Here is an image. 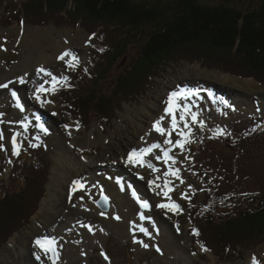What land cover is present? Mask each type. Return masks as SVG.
<instances>
[{"label":"rangeland","instance_id":"1","mask_svg":"<svg viewBox=\"0 0 264 264\" xmlns=\"http://www.w3.org/2000/svg\"><path fill=\"white\" fill-rule=\"evenodd\" d=\"M223 1L205 0L211 5H219ZM227 1H231L238 7L249 5L256 7L261 4V0ZM62 4L64 5L61 6L62 10H58L57 13L56 5L52 0H0V84L13 82L9 84L11 89L0 88V131L3 132V138L0 139V204L6 205L10 200L6 209L10 207L22 210L18 219H21V216L26 212V205L23 202H19L14 194L11 196L6 194L16 190L20 185L13 180L14 174L11 167L20 158L25 148L24 144L29 146L32 154H35V151L40 153L44 159H47L50 166V181L47 184L48 195L42 201V211L28 228L15 235L10 244L0 248V264H52L49 253L46 255L36 245L35 242L38 239L47 240L53 244V247H57L58 260L56 264H252L253 257L257 258L259 264H264V245L256 250L245 252L247 249H242V244L240 241L238 243L236 239L232 241L235 248L231 249L227 245L230 236L222 233L219 234L218 240L224 248L225 257L216 256L217 259L214 260L212 252L205 251L203 246L196 244L198 235L194 234L196 229L191 221L190 212L188 213L186 210V203L202 202L205 186L210 180L217 190L209 194V198L216 208L222 199L237 197L236 206H231L229 210L225 211L216 209L218 218L228 219V216L236 214L239 209L247 206L246 217H237L231 220L237 221L236 223L244 230H248L247 217H252L254 213L261 211L259 196H263L264 201V189L262 191L261 188L256 187L254 177H257L260 183L264 180V92L261 91L262 89L260 90L256 84L249 80H240L219 70L206 69L200 65L190 66L185 63L188 61L186 59L193 58L194 55L188 54L190 49L185 48V50H177L176 58H163L157 61L155 66L157 70L149 67L151 69L149 72L152 75L162 72L160 78L154 76V88L147 85L149 80L144 79V74L134 75L132 78L135 80L128 78L129 83L126 84V87H129L127 92L131 95L135 93L132 89L134 84H143L146 88H143L145 92L149 90L152 92L150 95L144 94L147 96L141 99H138L141 94L136 99L129 96L127 100L122 101L118 108L115 105L118 103L120 94L117 91L118 88L115 90L113 87L115 85L122 87L121 80L127 75L126 68L134 61V66L141 71L140 67L145 64V59H140L144 56L142 48L143 46L147 47L148 43L150 44L148 39L150 36L146 35L145 38H140V34L137 35L136 32L126 30V34L123 35L121 33L114 34L110 30L111 33L105 34V38L111 42L109 45L111 48H107L103 57L95 61L96 69L94 70V67L91 69L93 75L79 87L78 91L80 92H76V96L77 98L81 97L79 100L84 99L80 102L84 105L83 101L88 98L94 99V103L95 99L104 101L97 91L88 92L89 87L93 86L94 90L102 88L110 90L108 96L104 94L105 91L100 94L107 96V99L116 96V101L111 105V108L115 106L114 118H116L112 119L113 114L105 117L113 122L110 125L105 123L103 113H98L97 110H88L91 113H98L101 120L84 130L81 123L74 122L67 115L65 107L68 106V102L59 94L65 88H74L72 77L75 71H87L88 63L97 53L96 43L92 35L73 26L76 24L72 12L75 13L76 18L78 17L77 24L88 23L87 13L85 15L81 13L77 3L72 2L68 6L65 5L67 3L62 2ZM24 5L28 7L29 12H37V15L46 9L43 13L45 21L56 20L59 23L67 21V24L70 25L62 27L56 26L54 23L48 26L28 25L25 11L21 9ZM66 14V20L60 19ZM19 20L20 23L22 21V26L20 24L17 26ZM7 21L9 22L8 26L13 28L7 29ZM87 25L86 27H88ZM116 27L117 25L112 26V29L114 30ZM103 29V25L93 26V30L101 31L102 34ZM131 34L135 37L131 38ZM188 47L193 48L189 45ZM65 51L71 55L66 56L64 60L59 59ZM203 55L206 57L205 53ZM72 56L76 57L75 61H72ZM70 62L74 64V67H69ZM222 63L214 64L226 65L229 69L241 71L236 62ZM41 67L50 71L56 79H61V82L55 86V91H53L51 77L37 73ZM155 72L157 73L154 74ZM20 78L26 81L23 86L18 82ZM65 78H67V82H65ZM101 80H103L101 88L93 85ZM40 85L48 90L46 93H41V99L51 101L43 106L34 96ZM195 89L212 90L221 96L211 99V104L206 96H203L204 101H199V103L186 102L191 105V111L198 112L199 119L204 122L206 130L201 129L199 124H192L189 117L193 133L189 138L190 142L185 145L183 150L179 147L171 148L169 155L177 161L171 168L173 170L180 169L179 178L165 175L170 165L157 160L156 154L153 158H150L151 156L148 154L143 159L160 169L158 172L152 168L145 169L144 167L143 171L134 165L123 164V158H126L130 152L145 148L144 146L150 147L152 143H159L164 149L171 147L164 144V140L168 137L157 133L153 129V124L161 116H164L165 101L172 91H193ZM12 91L21 92L23 103L19 104L23 106V111L17 107ZM195 97L192 96L188 100ZM221 97L230 104L232 101V104L238 109L237 112L236 108L230 109V105L226 107L222 102L225 100ZM108 111L106 110L104 113ZM37 114L43 115L44 119L40 120ZM179 116L180 113L178 119ZM26 121H29L28 125ZM253 121L256 122L255 129L246 133L252 134L261 131L259 140H256L258 143L249 142L245 147L246 151L240 150L235 145L237 138L231 132L230 127L238 124L242 125L243 129L248 126L251 128L254 125ZM41 123L48 127L46 131H38L37 128ZM25 126L28 127L27 131ZM163 126L171 127L170 117H165ZM180 128H183V123L180 124ZM256 129L258 130L255 131ZM203 131L208 133L207 138L212 142L211 146L215 156L221 159L220 163H214L219 167L212 173H210L209 163L201 164L195 155L194 160L192 159L193 142L204 135ZM218 131H223L224 134L218 135ZM17 134H21V137L16 140L19 145V155L14 154L15 149L11 142L14 136L16 139L18 138ZM180 138L177 131H173L172 141L175 142ZM213 139H217L218 142ZM156 153L158 154V152ZM161 157L163 160V154ZM8 159H11V167L4 168ZM93 160L98 165L96 169L80 168L81 162H86L88 165ZM72 169L80 170L79 181L83 184V188L74 196L70 195L73 184L62 183L63 189L58 188L57 184L61 178L67 181V176ZM221 170L223 174L220 172ZM206 174H211V177H206ZM134 178H137L138 182H135ZM118 179L123 184V190L121 184L117 183ZM149 181H155V184L149 186ZM165 181H169L168 187L174 189L169 192L168 197L164 196V191L167 190L164 187ZM130 184L143 190L146 197L153 202V208L143 214L146 219H142V221H140L141 218L138 219L141 215L135 216V214H140L141 210L134 205L128 190ZM156 185L160 187H156ZM103 192L107 193L109 203L115 209L116 217H119V220L114 221L112 216L111 220L101 218L92 209V204H95L99 209L97 202ZM185 194H187L186 198ZM79 203L81 207L78 205ZM172 203L178 204L180 208L169 210L158 207L160 204ZM251 206L253 207L251 208ZM6 209L3 208L5 212ZM204 209L206 216L208 213H214L211 208L204 207ZM0 218L2 217L0 216ZM127 218L130 219L128 220L130 224L136 226L127 228V225H123L122 222ZM218 218L217 220L221 221L223 228L233 224V221L230 222L231 224H227L226 219ZM257 221L264 224V216ZM5 222L3 220L0 223L1 231L6 229ZM85 224L93 225L97 234L91 236L92 233L85 231ZM237 224L234 223L233 226ZM14 228L13 223L10 229ZM142 228L144 231H141ZM224 231L226 230L224 229ZM241 237H246V235L240 236L239 239H242ZM145 244L148 247H144ZM240 251L238 257L237 253ZM37 255L40 256V260L36 259Z\"/></svg>","mask_w":264,"mask_h":264},{"label":"trees","instance_id":"2","mask_svg":"<svg viewBox=\"0 0 264 264\" xmlns=\"http://www.w3.org/2000/svg\"><path fill=\"white\" fill-rule=\"evenodd\" d=\"M52 1L53 4L56 5L55 11H57V13L62 10L61 6H64L62 2L67 3L65 4L67 6L72 2L77 3L79 11L84 15L87 13L89 18L88 25L85 22L77 24V22H79L77 21L78 17L76 18L75 13L72 12L76 24L73 26H81L87 33L97 32V30H93V26H104L103 34L100 31L97 37V42L104 47V51L100 53L97 52L95 57H93L91 65L92 68L94 67V70L97 66L95 61L103 57L107 48H111L109 46L111 42L106 40L105 34H109V32L111 33L112 31L114 34L121 33L125 35V31L127 30L128 32H136L137 35L140 34V38H145L146 35L150 36V38H148L150 44L148 43L147 47L143 46L142 48L145 57L143 56L140 59H145V64L140 67L141 71L138 67L134 66V61L126 68L127 75L121 80L122 87H117L114 84L115 86L113 89L116 90L118 88L117 91H119L120 94L118 103L115 105L118 108L122 104V101L127 100V97L129 96H133L134 99H136L139 94H141V97L138 98L141 99L145 98L150 93V90L145 92L143 89L145 86L143 84H134L132 89L135 93L133 92V95L128 93L127 90L129 87H126V84L129 83L128 78L134 79L132 78L134 75H138V73L144 74V79L146 81L149 80L147 85L154 88V76L161 77L162 72L158 75H152L149 71H151V69L157 70V67H155L157 61L162 60L163 58H176L177 50H185V48L190 49L188 54L194 55L192 56L193 58H187L186 60L188 61L186 62L191 64L198 62L205 68L219 70L225 74L227 73L238 76L244 80L253 81L264 89V0H261V4L256 5V7L251 5L238 7L231 1L227 0L219 3V5L208 4L205 0ZM39 4L41 5L40 2ZM21 9L25 11V17H27L28 23L31 25L46 26L51 25L52 23L59 27L70 25L67 24V21H65L66 23H59L56 20H43V13L46 9L39 15H37V12H29L26 5ZM66 18L67 14L60 19L66 20ZM7 25H9L8 21ZM86 25L89 28L86 27ZM116 25L117 27L113 30L112 26ZM148 29H150V31H147ZM133 37L135 36L131 34V38ZM188 45L193 48L188 47ZM203 53L206 54V57ZM218 62L221 64H223L222 62H228L230 64L236 62L239 64L241 71L229 69L226 65L214 64ZM156 73L157 72L154 74ZM100 79L104 80L105 78ZM103 80L95 82L93 85L101 88ZM87 81L88 77L84 76L79 87ZM79 87L78 89H80ZM78 89L72 91L70 96V100H73L72 116L74 119L80 120L85 125L90 126L94 122L101 120V116L98 115V113H103L102 116L104 118L109 114H113L112 119L114 118V111L116 109L114 108L115 106L111 108V105L116 101V96L107 99L106 97L110 90H104L103 88L94 90L93 86L89 87L88 92L91 93L92 90L95 92L97 91L99 96L104 98V101H99V99L96 101L95 99L94 103V99L88 98L86 101H83V105L80 102L84 99L82 98V100H79L81 97L77 98L76 96V92H80ZM104 91L106 92L104 94L107 96L100 94V92ZM146 93L147 95H144ZM88 110H97L98 113H91ZM106 110L109 111L104 113ZM104 120L111 123V120L109 121L106 118ZM254 129L255 127H253V129L251 127L247 131H253ZM257 130L258 129L255 131ZM236 133L243 141L241 142L242 145L237 144L236 146L238 149L244 151H246L245 147L249 142H255L254 144H257L258 141L256 142V140H259L260 137L259 131L252 134L247 133L241 135L242 132L237 130ZM199 150L202 153H212V150L206 147L199 148ZM30 155L31 154H24L21 156L18 160L19 162L11 168L12 173L14 174L13 180L20 185L16 190L14 189L6 194H9V196L14 194L19 202H23L26 205V212L21 216V219H18L20 218L19 214L22 210H16L10 207L9 209H6L10 204V200L6 205L0 204V216L2 217L0 218V223L3 222V220L6 221V229L2 231L0 230V248H4L6 245L10 244L18 232L20 233L31 225L34 218L38 217L40 211H42V201L48 195L47 184L49 182V165L45 161L39 159L33 161L34 158L30 159ZM214 159L215 157H212V160ZM219 161L221 162L220 159ZM6 166L7 165L5 164V167ZM220 172L223 174L222 170ZM254 180V184H257L256 187L261 188L263 191L264 180L261 183L257 177H254ZM215 190L216 189L211 184L205 192V198L202 204L196 206L195 210L193 209L191 213L192 221L199 232L200 240L213 250L214 255L219 257H225V254H223L224 248L218 240L220 238V233L230 236L227 245L231 249L235 248L232 241L236 239L238 243L240 241L242 244V249L250 250L263 245L264 224L257 221L260 217L264 216V207H261L264 206L263 196H259L260 200L263 201L262 203L261 201L259 202L261 205V211L259 213H254L252 217H247L249 222L248 230H244L242 226L236 223L237 221L231 219L246 217L248 207H242L236 214L228 216V219L224 217L218 218L216 209L218 208L219 211L229 210V207L236 206L237 197L222 199L216 208L209 198V194ZM204 207L211 208L215 214L208 213L206 216V213H204ZM252 207L253 206H251V208ZM3 208L7 211L5 212ZM217 218L220 220L226 219L225 221H228L227 224H231L230 222L233 221V224L235 223L237 225L233 226V224H231V226L227 225L226 228H223L221 221H218ZM13 223L15 228L10 229ZM224 229L226 231H224ZM243 232H245V234H242ZM242 235H246L247 238L241 237L242 239H239Z\"/></svg>","mask_w":264,"mask_h":264},{"label":"snow or ice","instance_id":"3","mask_svg":"<svg viewBox=\"0 0 264 264\" xmlns=\"http://www.w3.org/2000/svg\"><path fill=\"white\" fill-rule=\"evenodd\" d=\"M92 38H95L94 34H93ZM4 50L6 51V49H4ZM100 51L102 52V51H104V49H100ZM70 55H71V53L65 52L59 57V59L64 60V58L66 56H70ZM75 60H76V57L72 56V61H75ZM69 67H74V64L70 62ZM37 73L38 74L43 73L45 76L51 77V79L53 81V91H55L56 78L54 76H52V73L43 67L39 68L37 70ZM19 82L21 84L26 83V81L23 78H20ZM65 82H67V78H65ZM11 83H13V82L9 81V83L0 84V88H8L9 84H11ZM47 91L48 90L45 89L43 85H40L34 93L35 99L38 102H40L42 106L45 103H51V101H44L41 99V93H46ZM198 95H199V93H196V92L172 91L169 94L168 99L165 101L166 107L164 109V116H161L153 124V129L157 133H159L161 136H167L168 137L167 139L164 140V144L170 145L171 147L169 149H164L161 146V144L154 143L150 147L142 148L139 150H133L132 152H130L128 154L126 163L144 166L145 165V161L143 159L144 156H146L148 154H152L154 149H160V151L163 153V162L165 164H168V162L171 161L172 164H175L177 161L175 160V158L173 156L169 155V152L171 151L172 147H179L180 149L183 150L185 148V145L190 142L189 138L192 136L193 133H192V129L190 126L189 117H190V121L192 124H199L201 129H203L205 126L204 122L199 119L198 112L191 111V105L186 104V103L185 104L179 103L180 100H188L190 97L198 96ZM12 96L14 98H16L17 94L15 91L12 92ZM17 107L20 108L21 111L24 110L23 106L19 104L18 100H17ZM177 112L180 113L179 119L177 118ZM166 116L171 117V127L163 126V121H164ZM181 123H183V128H180ZM40 127L42 130H45L43 125H40ZM185 129H187V131H185ZM173 131H177V135L181 137L180 139H177L175 142H173L171 139ZM217 134L223 135L224 133H223V131H218ZM17 135H19V134H17ZM2 138H3V132L0 131V139H2ZM11 142H12L13 148L15 149L14 154L19 155L20 154L19 145L17 144L15 136L12 138ZM155 158L157 160H160L161 156L157 155ZM147 167L152 168L154 171H157V172L160 171V169L155 168V166L151 162L147 163ZM179 172H180L179 168H176L173 170L170 166L168 169V172L165 173V175H171V176H175V177L179 178ZM141 179H143V177H141ZM117 183L121 184V187L123 190V184L119 179L117 180ZM153 184H155V181H149V186H152ZM168 184H169V181H165L164 187L167 189L166 191H164L165 197H168L169 192L174 190L173 188L168 187ZM76 186L82 187V185H80L79 181H76L74 183V188H73L74 191H75ZM156 187H160V186L156 185ZM132 196L137 200V202L140 204L141 208L148 209L150 207L149 203L146 200H141V198L137 195L135 190L132 191ZM186 197H187V194H185V198ZM104 199H105V201H107V197H105ZM158 207L167 208L169 210H178L180 208V206L178 204H175V203L160 204V205H158ZM144 218L145 217L143 216V214H141V219H144ZM116 219L119 220L120 218L116 217ZM88 227H89V231H91V227L90 226H88ZM141 231H144V229L142 228ZM194 234L199 235L198 231H196ZM35 243L38 247H40L44 251V253L46 255L48 253H51L52 257H54V258L58 257V253L52 247L51 242L38 239V240H36ZM140 243H142V242H140ZM144 247H148V245L145 244ZM204 250L207 251V249H204ZM157 251H159V249H157ZM105 258L107 259V257H105ZM36 259L40 260V256L37 255ZM53 264H56V259H53ZM252 264H259V261L257 260V258L253 257Z\"/></svg>","mask_w":264,"mask_h":264},{"label":"bare ground","instance_id":"4","mask_svg":"<svg viewBox=\"0 0 264 264\" xmlns=\"http://www.w3.org/2000/svg\"><path fill=\"white\" fill-rule=\"evenodd\" d=\"M67 52V51H66ZM19 82V81H18ZM3 84V83H2ZM17 84V83H16ZM11 86V85H10ZM9 89H11V87L9 88ZM11 93V92H10ZM22 96V95H21ZM14 100H16V99H14ZM182 101H185V100H180L179 101V103H181ZM211 101V100H210ZM212 102V101H211ZM233 102L231 101V104L229 103V105H230V109L231 108H236V112H237V107L236 106H234L233 104H232ZM224 104H225V102H224ZM228 106V105H227ZM171 118V117H170ZM166 123V122H165ZM164 123V124H165ZM152 144H154V143H152ZM149 147V146H148ZM71 149V146H70V148H69V150ZM156 152H158V151H156ZM252 153V152H251ZM85 154V153H84ZM244 156V155H243ZM92 158V157H91ZM75 159V158H74ZM126 160H127V158H123V161H124V164H127L128 165V163H126ZM104 165V164H103ZM79 166H80V168L81 167H86V168H93V169H96L97 167H98V165H97V163H96V161L95 160H93V162H90L88 165L86 164V163H84V162H81L80 164H79ZM140 166V165H139ZM76 167V166H75ZM77 168V167H76ZM83 171V170H82ZM84 172V171H83ZM127 172V171H126ZM80 170L78 169H75V170H71L70 171V173L68 174V176H67V181L65 180V179H63V178H61V180H58L57 181V184H58V188H60V189H63L62 188V183H66V182H73V181H75V180H77L79 177H80ZM133 180V179H132ZM76 182V181H75ZM73 188H74V184H73V187H72V190H71V193L72 194H75V192H76V188H75V191L73 190ZM137 189V188H136ZM115 198V197H114ZM118 202H120V200H118ZM92 203H95V202H93L92 201ZM83 204H85V205H87L86 203H83ZM88 204H90V203H88ZM133 204V203H132ZM80 207H81V205H80V203L78 204ZM95 205V204H94ZM93 204H92V209L94 210V212L96 213V215L97 216H99V217H101V218H107L108 220H111L110 219V217L112 216L113 218H114V221L116 220V214H115V211H113V212H111V214L110 215H108V216H105L104 214H102L100 211H98L99 209L96 207V205L94 206ZM84 206V205H83ZM82 206V207H83ZM98 209H96V208ZM137 207L139 208V210H141V211H146V209H142V208H140L138 205H137ZM151 208V205H150V207H149V209ZM91 210V209H90ZM92 211V210H91ZM137 211V210H136ZM137 212H139V211H137ZM140 213V212H139ZM135 216H137V214H135ZM140 216V215H139ZM92 217V216H91ZM126 217V216H125ZM139 219L141 218V217H138ZM90 219H93V218H90ZM128 220H130V219H128L127 218V220L126 221H124V222H122V224L123 225H127V228H133L134 226H136V225H134V224H130L129 223V221ZM87 221V220H86ZM87 222H90V221H87ZM85 231H87V232H90V233H92V235L91 236H94V234H97V232H96V229H93V228H91V231H89V227H88V230L85 228ZM47 241V240H46Z\"/></svg>","mask_w":264,"mask_h":264},{"label":"water","instance_id":"5","mask_svg":"<svg viewBox=\"0 0 264 264\" xmlns=\"http://www.w3.org/2000/svg\"><path fill=\"white\" fill-rule=\"evenodd\" d=\"M100 205L102 206V204L100 203ZM104 211L108 212L110 210V206L109 205H105V206H102ZM56 259V258H54Z\"/></svg>","mask_w":264,"mask_h":264}]
</instances>
